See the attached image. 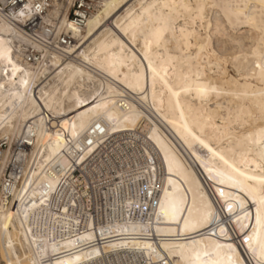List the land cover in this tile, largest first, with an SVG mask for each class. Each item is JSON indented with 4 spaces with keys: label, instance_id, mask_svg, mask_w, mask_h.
Returning a JSON list of instances; mask_svg holds the SVG:
<instances>
[{
    "label": "bare ground",
    "instance_id": "bare-ground-1",
    "mask_svg": "<svg viewBox=\"0 0 264 264\" xmlns=\"http://www.w3.org/2000/svg\"><path fill=\"white\" fill-rule=\"evenodd\" d=\"M23 1L0 0V264H264V0H101L81 29L75 0Z\"/></svg>",
    "mask_w": 264,
    "mask_h": 264
},
{
    "label": "built area",
    "instance_id": "built-area-1",
    "mask_svg": "<svg viewBox=\"0 0 264 264\" xmlns=\"http://www.w3.org/2000/svg\"><path fill=\"white\" fill-rule=\"evenodd\" d=\"M23 0H10L9 4L5 7L3 10V13L8 14L14 11H17L18 8L23 6ZM33 3L36 4V7L38 8V0H33ZM101 0H75L73 3V6L69 13V21L74 25L75 28L81 29L85 26L87 19L94 14L97 9L99 8ZM29 30V29H28ZM46 36V42H44V46L47 50L50 52H56L64 55L63 57L65 59L69 58L70 56L66 55L64 52V49L69 48L74 44V39H72L67 34L61 33L58 36H56L53 33V30H48ZM37 55V52H34L33 49L29 48L26 51V56L30 55ZM30 58V57H29ZM30 62V59H28ZM22 146H19L16 148L18 151L19 148ZM6 149V142L0 141V164H1V158L2 153ZM15 162V161H14ZM19 169L15 167L12 164H9L3 171L2 174V183L4 185V191H8L10 189V186L13 185L15 182L17 185L19 184V178L15 180L16 177L15 174H19Z\"/></svg>",
    "mask_w": 264,
    "mask_h": 264
},
{
    "label": "rangeland",
    "instance_id": "rangeland-1",
    "mask_svg": "<svg viewBox=\"0 0 264 264\" xmlns=\"http://www.w3.org/2000/svg\"><path fill=\"white\" fill-rule=\"evenodd\" d=\"M229 71H230V73L232 74V75H234L235 76V73L233 72V70L229 67ZM2 264H4V263H2Z\"/></svg>",
    "mask_w": 264,
    "mask_h": 264
}]
</instances>
